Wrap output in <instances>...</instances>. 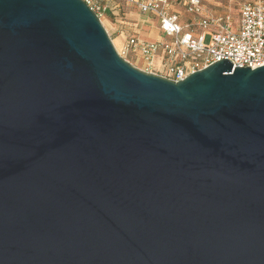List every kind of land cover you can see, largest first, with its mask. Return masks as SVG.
<instances>
[{"label":"water","instance_id":"obj_1","mask_svg":"<svg viewBox=\"0 0 264 264\" xmlns=\"http://www.w3.org/2000/svg\"><path fill=\"white\" fill-rule=\"evenodd\" d=\"M0 264H264V66L175 83L83 0H0Z\"/></svg>","mask_w":264,"mask_h":264},{"label":"built area","instance_id":"obj_2","mask_svg":"<svg viewBox=\"0 0 264 264\" xmlns=\"http://www.w3.org/2000/svg\"><path fill=\"white\" fill-rule=\"evenodd\" d=\"M83 1L100 22L107 15L119 16L129 8L156 22L159 40L130 36L119 51L115 48L126 62L130 56L141 61L145 73L177 83L222 59L229 60L233 68L253 70L264 66V0L242 4L235 25L228 13L204 15L203 0ZM176 4L181 5L187 21L180 19Z\"/></svg>","mask_w":264,"mask_h":264},{"label":"rangeland","instance_id":"obj_3","mask_svg":"<svg viewBox=\"0 0 264 264\" xmlns=\"http://www.w3.org/2000/svg\"><path fill=\"white\" fill-rule=\"evenodd\" d=\"M246 2H251V0H203L204 4V15L209 16H221V14L228 13L233 19L234 25L237 24L238 12L240 6ZM177 5V4H176ZM180 11V19L187 21V17L181 11V5H177ZM140 15L137 10H129L128 13L120 14L119 16L108 17L105 16L103 20V27L112 41H115L116 46L122 44V37L124 39L130 38V36H135L140 39L146 40L151 32V29L146 26H141L138 24ZM118 36H121L117 38ZM209 41V37H206L205 44ZM115 47V46H114ZM121 48L117 47L119 51ZM129 63L142 71L143 67L141 61L135 57L127 58Z\"/></svg>","mask_w":264,"mask_h":264},{"label":"crops","instance_id":"obj_4","mask_svg":"<svg viewBox=\"0 0 264 264\" xmlns=\"http://www.w3.org/2000/svg\"><path fill=\"white\" fill-rule=\"evenodd\" d=\"M203 3V1H202ZM132 9H135V8H129L128 10L125 11V13H128L129 10H132ZM136 10V9H135ZM179 11V9H177ZM182 11V9H181ZM108 17H111L110 15H108ZM139 22L138 24L141 25V26H146L148 28L151 29V32L150 34L148 35L149 37L146 39V40H150V41H157L160 39V34H159V30L157 28V24L155 21H153L150 17L148 16H139ZM121 36H118L117 38H119ZM123 41H122V46L124 45V43L126 42L127 39H124V37H122ZM113 42V41H112Z\"/></svg>","mask_w":264,"mask_h":264},{"label":"bare ground","instance_id":"obj_5","mask_svg":"<svg viewBox=\"0 0 264 264\" xmlns=\"http://www.w3.org/2000/svg\"><path fill=\"white\" fill-rule=\"evenodd\" d=\"M103 20H104V18H101V22H103ZM113 46H115V48L117 49V47L121 48L122 47V44L119 45V46H116L115 41H113Z\"/></svg>","mask_w":264,"mask_h":264},{"label":"trees","instance_id":"obj_6","mask_svg":"<svg viewBox=\"0 0 264 264\" xmlns=\"http://www.w3.org/2000/svg\"><path fill=\"white\" fill-rule=\"evenodd\" d=\"M120 15V14H119Z\"/></svg>","mask_w":264,"mask_h":264}]
</instances>
